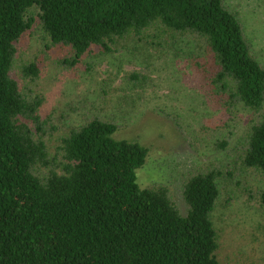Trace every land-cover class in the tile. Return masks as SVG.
Wrapping results in <instances>:
<instances>
[{
    "label": "trees",
    "instance_id": "obj_1",
    "mask_svg": "<svg viewBox=\"0 0 264 264\" xmlns=\"http://www.w3.org/2000/svg\"><path fill=\"white\" fill-rule=\"evenodd\" d=\"M36 25L74 65L161 29L202 42L210 95L254 113L240 160L264 179V66L226 0H0V264H220L213 214L231 170L189 176L182 213L167 187L139 186L149 149L116 139L113 121L94 118L51 151L57 128L29 85L42 70L19 55Z\"/></svg>",
    "mask_w": 264,
    "mask_h": 264
},
{
    "label": "rangeland",
    "instance_id": "obj_2",
    "mask_svg": "<svg viewBox=\"0 0 264 264\" xmlns=\"http://www.w3.org/2000/svg\"><path fill=\"white\" fill-rule=\"evenodd\" d=\"M226 5L240 18L264 66V0H226ZM152 34L156 37L143 41H117L109 53L96 47L76 65L67 63L72 52L53 46L38 25L27 34L19 55L42 70L37 83L25 84L45 97L43 112L57 128L49 148L94 118L113 121L119 126L116 139L149 149L146 165L137 170L139 186L167 187L182 213V187L189 176L212 166L230 169L233 176L222 180L213 214L218 260L264 264V179L240 160L254 113L243 106L225 108L210 95L202 42L162 29ZM219 141L230 144L227 150H217Z\"/></svg>",
    "mask_w": 264,
    "mask_h": 264
}]
</instances>
